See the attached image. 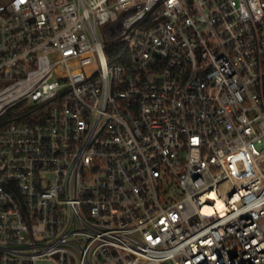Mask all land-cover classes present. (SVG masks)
<instances>
[{
	"label": "built area",
	"instance_id": "2783aa9c",
	"mask_svg": "<svg viewBox=\"0 0 264 264\" xmlns=\"http://www.w3.org/2000/svg\"><path fill=\"white\" fill-rule=\"evenodd\" d=\"M45 262L264 264V0H0V264Z\"/></svg>",
	"mask_w": 264,
	"mask_h": 264
},
{
	"label": "rangeland",
	"instance_id": "374dc122",
	"mask_svg": "<svg viewBox=\"0 0 264 264\" xmlns=\"http://www.w3.org/2000/svg\"><path fill=\"white\" fill-rule=\"evenodd\" d=\"M148 74H152V72L151 71H148ZM42 264H53V263L45 262V263H42Z\"/></svg>",
	"mask_w": 264,
	"mask_h": 264
},
{
	"label": "bare ground",
	"instance_id": "6f19581e",
	"mask_svg": "<svg viewBox=\"0 0 264 264\" xmlns=\"http://www.w3.org/2000/svg\"><path fill=\"white\" fill-rule=\"evenodd\" d=\"M219 207H220V209H223V208H222V207H223V205L219 204Z\"/></svg>",
	"mask_w": 264,
	"mask_h": 264
}]
</instances>
